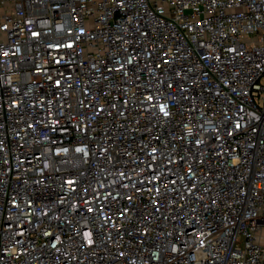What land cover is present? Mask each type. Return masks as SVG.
I'll use <instances>...</instances> for the list:
<instances>
[{"label":"built area","instance_id":"1","mask_svg":"<svg viewBox=\"0 0 264 264\" xmlns=\"http://www.w3.org/2000/svg\"><path fill=\"white\" fill-rule=\"evenodd\" d=\"M0 264H264V0H0Z\"/></svg>","mask_w":264,"mask_h":264}]
</instances>
